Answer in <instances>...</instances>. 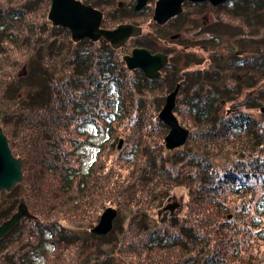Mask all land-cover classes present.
Returning a JSON list of instances; mask_svg holds the SVG:
<instances>
[{"label": "trees", "instance_id": "16d2710c", "mask_svg": "<svg viewBox=\"0 0 264 264\" xmlns=\"http://www.w3.org/2000/svg\"><path fill=\"white\" fill-rule=\"evenodd\" d=\"M243 2L245 12L258 11V6L264 12V0ZM48 4L0 0V125L13 155L21 158L18 185L23 197L27 203L35 201L39 218L50 217L54 224L55 264H64L68 249L87 246L88 236L104 252L97 264H264V113L254 121L237 113L224 119L219 111L223 98L240 105L239 110L264 104V86L256 105L246 97L234 102L220 87L198 94L202 84L190 82L180 93L184 107L178 113H188V125L182 116L178 120L188 126L189 134L182 149L171 152L161 137L166 125L156 115L152 118L148 108L156 113L160 109V76L150 79L126 69L117 49L103 38L72 41L67 28L47 19ZM257 58L259 66L254 60L250 67L238 65L239 74L255 68L264 79V53ZM23 64L26 71L15 74ZM127 73L128 82L122 78ZM88 122L106 138L96 149V159L82 170L81 146L90 141ZM218 158L233 167L220 171L227 183L241 170L260 183L259 190L252 183L231 188L240 200L238 211L228 209L232 197L226 198L220 188L225 183L214 179L217 168L227 166H218ZM178 163L180 170H189L173 171ZM170 182L191 190L198 208L194 213L200 217L190 221L161 216L151 226L145 214L160 205ZM105 205L116 209L113 229L93 233L89 218ZM125 216L130 217L125 225L136 224V229H114L124 225ZM104 246L118 257L106 254Z\"/></svg>", "mask_w": 264, "mask_h": 264}, {"label": "rangeland", "instance_id": "374dc122", "mask_svg": "<svg viewBox=\"0 0 264 264\" xmlns=\"http://www.w3.org/2000/svg\"><path fill=\"white\" fill-rule=\"evenodd\" d=\"M50 1L51 0H49L46 16H47V19L50 21V23H52V21L48 18V11H49L50 4H51ZM115 1H118V0H115ZM189 1L198 2V1H194V0H189ZM200 1H202V0H200ZM226 1L227 0H222L216 4H212L210 2L212 5H215V7H216L214 9H211L210 10L211 12L207 11L205 8H203L200 11L201 13L206 12V14L208 16V20L207 21L204 20L202 22V23L206 22L207 26L203 29V31L206 33V36L208 38L206 37V39L204 41H201L199 43H195L193 50H190L189 52L184 51V52L179 53L181 59H180L179 65H177L178 68L176 69V67H175V69H174L176 71V79H178L179 82L175 83L173 81L175 79L170 80L167 78V76H164L165 84L160 85V109H159V111L156 113V109L154 110L152 107L150 108L148 106L149 113L152 116V118L154 117V115H156L158 117V119L160 120V123H164L166 125V131L163 132L164 135L163 136L161 135V137H162V142H163L164 148L166 150L171 151V152H176L178 150H181L184 143L186 142L188 136L186 137V139L183 143H181L175 147L168 148L166 146V143H165L166 142L165 136L170 131V126L168 124H166L163 121V119L159 118V112L161 111L163 105L165 104L167 95L170 94L172 92V90H174L175 86L178 83H179V85H180V83L183 85L181 86L180 90L178 89L176 92L172 112L176 116L177 119H179V116H182L184 123H186V124L188 123L187 121L190 120L188 117V113L183 111L184 112L183 114H180V115L178 114L179 113V107H182V108L184 107V106H182L184 99L180 98V93L182 92L181 91L182 88L186 87L190 82L193 81V79L194 80L196 79L195 80L196 82L202 84V85H200L199 89H198V86L195 87L196 90L198 89V94H202V93L205 94V93H208V91H210L212 89H216V88L220 87V88H223L224 95L225 94L231 95V99L234 102H236V101L239 102V101L243 100V97H246L249 99L253 98L255 100L256 105H258V103H259L260 89L262 88V86H264V79L261 78V76H260L261 74H259V72L255 71V68H251V70L248 69L247 70L248 74L246 75V73H245L246 76L244 75L245 76L244 77L243 75L239 74L238 65L241 66L240 67L241 69H243L244 65H247L248 67H250V62L254 60V62L259 66V60L257 57L260 55L261 52L264 53V45L261 44V42H262L261 37H262V35L264 36V28L261 27V25L264 23V21H262L261 18L264 17V12L262 13L261 10H259V8H261L260 6H258V11L252 12V11L248 10L247 12H245L246 9L244 8V6H245L244 2H243L244 0H228V2H231L233 4V5H230L228 10L224 4L220 7V4H222L223 2H226ZM258 1L260 2V0H258ZM182 2H181V4H182ZM84 5H86V4H84ZM115 7L116 6H111V8H115ZM155 8H156V5H155ZM124 9H125V7H124ZM181 10H182V6H180V10L176 14L180 13ZM115 12L117 15H114V16H113V13L109 14L108 12H106L103 20H100V23H102V25H100V27L106 28V29L114 28L115 26L120 24V22L130 20V19H127V17L120 16V15H127L129 12L128 9L121 10L120 8H118V9H116ZM155 13L157 14L158 12L155 11ZM159 14H160V12H159ZM239 14H242V16ZM161 15H163V14H161ZM101 16H102V12H101ZM172 16L173 15H171L169 17H172ZM169 17H167L166 19H168ZM166 19H164V15H163L162 21H164ZM130 21H133V20H130ZM187 24L189 25V23H187ZM103 25L104 26L108 25L110 27L107 28V27H104ZM54 26H61V25H54ZM134 26H137L140 28V33L138 35H134L135 37L129 38L126 41V43L121 45V46L114 47L110 44V42L108 40H106L105 38H103V39L106 40L110 44V46H112L114 49H117L116 52L118 51V55H120V58L122 59L123 64H124L126 69H128L132 72L134 70H136V71L139 70L146 77H148L150 79H155V78H157V75L160 76V71H158V73L155 76H148L140 67L129 68L125 59H124V56L128 53L131 54V50L135 48L134 46H137V44H140V43H143V46L148 47L149 49L153 50V47H154L155 50H160V34H158V35L156 34L157 32H159L158 30L155 32L154 27L152 25H147V24H143V25H139V26L134 25ZM192 28H193V25L191 24V28L185 29L184 34L181 36V38H188L189 40H193L192 38L194 37L193 36L194 31L192 30ZM165 31L167 32V30H165ZM154 32H155V39L156 40L154 42L147 40V39H149L148 37L153 35ZM69 37L71 38L70 31H69ZM84 39H86V38L84 37ZM263 39H264V37H263ZM71 40L74 42H78V41L73 40L72 38H71ZM133 40H135V41H133ZM91 41H93V40H91ZM173 44H175V42L171 43V46ZM181 46L183 47L182 42L180 44L177 41L176 47H178V48L180 47V49H181ZM119 47H121V48H119ZM194 49H196L197 51ZM173 58H174V55H173ZM123 70H124V68H123ZM166 70L167 69H165V73H166ZM19 71H26V65L23 64L18 69L16 68L15 74H17V72H19ZM127 75H128V73H127ZM127 75H125V78L122 77L123 81H126V82L130 81L129 77L131 78V76H129V75L127 76ZM194 76H196V77L194 78ZM245 78H248V79H245ZM250 79H252V81ZM249 81L251 83H249ZM127 85H128V83H127ZM189 86H190V84H189ZM128 87H129V85H128ZM130 87H131V85H130ZM232 87H234V88H232ZM228 89H234L233 90L234 93L231 92V94H230ZM187 90L191 91L190 88H188ZM236 91H240V92H236ZM236 93H238V94H236ZM93 94H95L97 96L95 91L93 92ZM121 99H123L122 95L120 96V100ZM145 99H146L145 97L141 98L143 103L146 101ZM129 100H130V97L128 98V101ZM222 102H223V105H222L223 107H221V109L219 111L221 112V116L224 117V119L227 118L226 116L237 113V114H247L248 117L250 116L254 121L255 120L258 121L260 116L262 115V113H264L262 111L264 108V104L258 105V107H254L253 109L243 108L242 110H239L240 105H230L231 102L229 100H227V98H223ZM177 109H178V111H177ZM146 117H148V116H146ZM184 117H186V118H184ZM94 118L98 119L97 116H95ZM152 120L154 122H156L154 119H152ZM180 120H181V118H180ZM180 124L183 127L188 129V126H187L188 124L187 125H184L183 123H180ZM94 125H95V123L92 124L91 122H88V124L85 125V129L88 132L90 141L84 142L81 146V150L84 152V155L82 158L83 159L82 165H81L82 170H85L96 159V149H97L98 145L102 141H104V139L106 138L105 133H97ZM154 131H157V130H154ZM7 140H8V138H7ZM106 144H108V143L106 142ZM10 150H11V148H10ZM11 153H12V151H11ZM250 156H247L246 158H248ZM15 157H19V156H15ZM199 157L201 158L202 156H199ZM216 160H217V163H219L218 166H225V165H227V166L223 167V168H217V170H218L217 173H219V175H217L214 179H218L221 182H224L225 186L221 185L220 188L223 190V193L227 194V196H225L226 198L232 197V199H230V202H228V209H230L231 212L238 211V208H240V200L236 194L232 193L233 190L231 191V188L232 189L233 188H239L240 183L241 184H243V183L244 184H251L252 183V184H254L253 186L256 187L257 190H259L260 183H258L255 180L254 176L251 173H249V171H245V170L244 171L241 170L242 173L236 172L235 174L237 177L233 178L234 181L230 180L229 183H227L228 180H223L220 177V171L224 168L226 169L227 167H229V164L224 163V161L226 159L221 160L218 158ZM244 161H247V160L246 159L243 160V162L241 164H243ZM140 164L142 167L143 163H140ZM207 164L209 165V169H210L211 164L210 163H207ZM166 167H168V169H170V170H173V168L171 169L170 165H166ZM180 168H181V165L178 163V166L173 171H176V169H178L180 172L184 171L186 173V171L189 170L188 166H185V167L183 166L182 170H180ZM232 168L233 167L230 166L228 169H232ZM136 172H139V169ZM245 173H247V176H245ZM122 174H127V172L125 173L123 171ZM22 177H23V175H22ZM132 177H134V176H132ZM182 179L183 178H181L180 180H182ZM20 182L21 181L15 183L13 185L11 190L13 188H15V190H13L12 193H10L8 191H4L6 189H2L3 192H2V190H0V210L1 209L4 211L10 210L11 209L10 205L14 204L13 196L16 193H18L21 196V200H24L26 205L28 204L31 206L30 208H32V209H28V210L30 212H32V214L35 216V219H33V221H35V224L30 222V221H27V220L24 221V223H21L23 225V227H22V230H20V242H19V243H21V245L19 246L20 250L23 251L26 248L24 243L26 241H30V248L28 249V251L32 250V252H33L32 253V255H33L32 256L33 257L32 262H34L35 264H55L58 261V258L56 256V253H57V251L55 250L56 247L52 243V239H53L54 233H55L54 227H53L54 224L51 223L52 219L50 217L39 218L37 216V213L35 214L34 210H35L36 203L33 200H31L29 203H27L26 199L23 197V191H22L21 185H18ZM190 191L191 190L187 189L183 184L170 182V184H168V186H166V193H165L164 198L161 200L160 205L154 206L151 210V213L145 214V215H148V217L145 219L146 223H148L152 226V224L154 225V223H156L157 220L161 219V216H165V217L175 216L179 220H182V219L189 217L190 221L193 220V218L195 216L200 217V214L195 215V213H194L195 209L197 210L198 208L195 204L196 200L192 199V197L190 195ZM6 192H8V193H6ZM6 195H8V196H6ZM234 196H236V197H234ZM100 204H101V202H100ZM100 204H99V206H100ZM250 204L252 205V208H255V206H256L255 201L251 202ZM237 206H238V208H237ZM101 207L98 209V211L96 212L95 215L92 214L91 217L89 216L90 218H89V222H88V225H89L88 228L90 231H91V228L94 227L99 222L100 216L106 207L114 208L111 205H105L102 208ZM27 208H28V206H27ZM116 215H117V212H116L115 216L112 218V226L107 232H109L111 229H113V225H114V222L116 219L115 218ZM128 220H130V217L125 216L124 220H123L124 225L122 227H116L115 226L114 229L126 232L125 230H128L129 228L131 230H133L135 227H137L136 224H132L131 226H126L125 224H127ZM36 224L40 225V228L38 229L39 231L36 230ZM58 224L66 226L67 228L69 227L67 224V221H65V220H59ZM20 228H21V226H20ZM79 228H83V227H79ZM157 228H160V227H157ZM30 229H31V231L28 232V230H30ZM37 232H38V235L40 234L39 235L40 239H38V237L36 235ZM91 232H93V231H91ZM93 233H95V232H93ZM106 233H96V234H106ZM118 235H120V234H118ZM111 237L114 239V238H116V235L113 234ZM87 241H88L87 246H86V244L85 245L82 244L83 246H80L78 248L68 249V254L65 253V260L63 259L64 260L63 263L64 264H97L99 262L97 260L101 259L102 255H104V252L100 253L99 248L97 246V242L95 241V239L93 237L88 236ZM210 244H211V242H210ZM15 246H16V244H15ZM104 249H107L106 254L112 255L115 259H116V257H118L116 255L117 252L114 249L110 248L112 250V252H111V250L109 249V246L108 247L104 246ZM8 250H10V249H8ZM92 251H94V254L92 253ZM0 254H1V252H0ZM29 256H31V254H29ZM76 261L78 263H76Z\"/></svg>", "mask_w": 264, "mask_h": 264}, {"label": "water", "instance_id": "95a60500", "mask_svg": "<svg viewBox=\"0 0 264 264\" xmlns=\"http://www.w3.org/2000/svg\"><path fill=\"white\" fill-rule=\"evenodd\" d=\"M183 0H157L155 11L164 15V19L176 14L180 10ZM200 1V0H194ZM216 4L222 0H208ZM48 11V18L54 25L66 27L71 38L75 41L84 37L97 40L104 37L114 47L122 45L128 37L138 35L140 28L132 24L120 23L114 28L100 27L101 12L88 5L82 4L79 0H51ZM124 59L129 68L140 67L148 76H155L160 67V53L150 54L143 48L132 49L131 54H126ZM178 90V85L167 95L165 104L159 112V118L170 126V131L166 134V146L175 147L183 143L188 135V129L183 127L172 112L174 98ZM22 179L21 158L15 157L10 150L8 140L0 126V190H9L13 185ZM24 200L18 204L17 211L7 220L0 224V235L18 218L23 215L30 216ZM116 210L106 207L102 212L99 222L91 228L95 233H106L112 226V218Z\"/></svg>", "mask_w": 264, "mask_h": 264}, {"label": "flooded vegetation", "instance_id": "af4514ba", "mask_svg": "<svg viewBox=\"0 0 264 264\" xmlns=\"http://www.w3.org/2000/svg\"><path fill=\"white\" fill-rule=\"evenodd\" d=\"M81 3L91 6L93 9L100 10L102 12L101 20L105 17L106 12L109 14H116V9L120 8L121 10L128 9L129 12L127 15H120L128 18L133 21L131 22L134 25H152L154 30H160V50H155L153 52L159 51L160 54L166 56V62L160 66V85L165 84L164 76H167L168 79L173 80L175 83L179 82L176 79V71L174 70L178 68L180 62V54L184 51L193 50L194 44L204 41L206 39V33L203 29L207 26L206 22L202 23L204 20H208V16L205 13H201L200 11L205 8L207 11L211 12V9L216 8L215 5H212L208 0H202L198 2H192L189 0H184L181 4L182 10L180 13L169 17L168 19L162 21L163 15L159 13H155V5L157 0H79ZM115 1V2H114ZM225 5L227 10L230 5H233L231 2H223L220 4ZM111 6H116L115 8H111ZM125 7V9H124ZM135 21V22H134ZM126 21L120 22L125 23ZM189 23V25L187 24ZM191 24L193 25L192 30L193 40H189L188 38H181L184 34V30L191 28ZM102 25V23H100ZM167 27V29H166ZM169 27V28H168ZM198 28V29H197ZM167 30V32L165 31ZM150 36V35H149ZM149 38V37H148ZM167 38V39H166ZM208 38V37H207ZM156 40V39H155ZM183 44V47H176V42ZM175 42L171 46V43ZM158 45V44H157ZM204 46V45H203ZM196 50V49H194ZM197 51V50H196ZM174 55V58H173ZM172 56V57H171ZM169 63L168 65H166ZM167 68L165 73V68ZM17 186V185H16ZM4 190L12 193L15 188L11 191ZM3 192V190H2ZM6 192V193H8ZM9 193V194H10ZM8 196V195H6ZM21 201V196L16 193L13 196L14 204L10 205V210H0V224L7 220L12 214L17 211L18 204ZM17 202V203H16ZM16 203V204H15ZM15 207V208H14ZM30 212V211H29ZM30 216L24 215L21 216L0 235V264H35L33 261L32 250L28 251L30 248V241H26L24 244L26 248L22 251L19 246L20 242V230H22L24 221H30L35 224V216L32 212L29 213ZM21 226V228H20ZM35 227V226H34ZM31 231L28 230V232ZM28 242V243H27ZM16 244V246H15ZM11 245V246H10ZM13 246V247H12ZM10 250H8V249ZM31 254V256H29Z\"/></svg>", "mask_w": 264, "mask_h": 264}, {"label": "bare ground", "instance_id": "6f19581e", "mask_svg": "<svg viewBox=\"0 0 264 264\" xmlns=\"http://www.w3.org/2000/svg\"><path fill=\"white\" fill-rule=\"evenodd\" d=\"M101 12V11H100ZM129 16H127V19H130V18H128ZM128 21H130V20H127L125 23H127V24H132L131 22H128ZM133 25V24H132ZM169 28V27H168ZM166 29H167V27H166ZM158 30V29H157ZM157 30H154L155 32L157 31ZM159 32H157L156 34L158 35V34H160V30H158ZM155 32L153 33V35H151L150 37H149V39H147V40H149V41H152V42H154L155 41ZM132 37H135L134 35H132V36H130V37H128L127 38V40L129 39V38H132ZM86 39H89V40H92V39H90V38H88V37H85ZM101 38H104V37H100L99 39H101ZM82 39H84V38H82ZM82 39H80V40H82ZM99 39H97V40H99ZM97 40H93V41H97ZM126 40V41H127ZM77 41H79V40H77ZM126 41L123 43V44H125L126 43ZM122 44V45H123ZM155 45V44H154ZM121 46V45H120ZM135 48H143V49H146V50H148V52L150 53V54H159L160 52L159 51H157V52H153V51H155V48L153 47V50L152 49H149L148 47H145V46H143V43H140V44H137V46H134ZM133 47V48H134ZM150 47V46H149ZM131 52H132V50H131ZM129 54V53H128ZM166 62V56H164L163 54H160V66H162L164 63ZM169 63H167L166 65H168ZM168 67H166L165 69H167ZM160 70V67L158 68V71ZM159 76L157 75V78H158ZM194 77H196V76H194ZM182 80V79H181ZM194 80V79H193ZM196 80V79H195ZM178 85V89L180 90V88H181V86L183 85V84H181L180 83V85H179V83L177 84ZM184 89V87L182 88V90ZM181 90V91H182ZM179 122V121H178ZM180 123V122H179ZM188 134H189V130H188ZM188 136V135H187Z\"/></svg>", "mask_w": 264, "mask_h": 264}]
</instances>
